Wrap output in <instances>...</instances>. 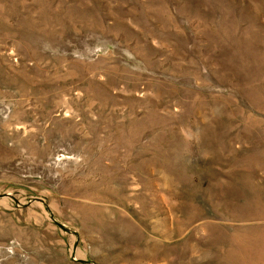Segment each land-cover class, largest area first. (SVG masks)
Returning a JSON list of instances; mask_svg holds the SVG:
<instances>
[{
	"label": "rangeland",
	"instance_id": "rangeland-1",
	"mask_svg": "<svg viewBox=\"0 0 264 264\" xmlns=\"http://www.w3.org/2000/svg\"><path fill=\"white\" fill-rule=\"evenodd\" d=\"M0 264H264V0H0Z\"/></svg>",
	"mask_w": 264,
	"mask_h": 264
}]
</instances>
